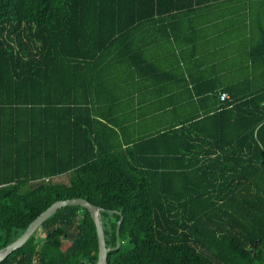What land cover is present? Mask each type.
I'll list each match as a JSON object with an SVG mask.
<instances>
[{"label": "trees", "instance_id": "16d2710c", "mask_svg": "<svg viewBox=\"0 0 264 264\" xmlns=\"http://www.w3.org/2000/svg\"><path fill=\"white\" fill-rule=\"evenodd\" d=\"M212 1L0 0V249L83 197L107 264H264V85L206 106L158 92L191 31L168 18ZM98 254L91 212L70 204L0 264Z\"/></svg>", "mask_w": 264, "mask_h": 264}, {"label": "crops", "instance_id": "0c3cea01", "mask_svg": "<svg viewBox=\"0 0 264 264\" xmlns=\"http://www.w3.org/2000/svg\"><path fill=\"white\" fill-rule=\"evenodd\" d=\"M172 16L167 21L191 31L177 30L180 38L189 42L178 47L179 51L173 53L175 49H166V54L174 56L167 55L165 59L170 73L166 74L163 85H159L158 92L162 91L161 86L176 91L161 97V101L189 103L204 98L206 106L205 102L212 105L213 98L208 99L212 89L227 87L231 89L227 91L230 95V92L238 94L247 86L264 85L263 55L250 50L262 41L259 32L264 26V0L212 1L192 9L189 14L177 11Z\"/></svg>", "mask_w": 264, "mask_h": 264}, {"label": "water", "instance_id": "95a60500", "mask_svg": "<svg viewBox=\"0 0 264 264\" xmlns=\"http://www.w3.org/2000/svg\"><path fill=\"white\" fill-rule=\"evenodd\" d=\"M78 204L89 209L92 214V217L95 221L98 242H99V254L97 264H107L108 261V252L111 249L106 244L105 233L103 229V221L101 215V207L90 202L88 199L83 197H73L62 200H57L53 202L47 209L41 212L27 227L25 232L17 238L15 241L0 249V262L4 260L10 253H12L17 248L21 247L30 236L39 228V226L53 213H55L59 208L70 205Z\"/></svg>", "mask_w": 264, "mask_h": 264}, {"label": "built area", "instance_id": "2783aa9c", "mask_svg": "<svg viewBox=\"0 0 264 264\" xmlns=\"http://www.w3.org/2000/svg\"><path fill=\"white\" fill-rule=\"evenodd\" d=\"M220 98H221L222 101H224V100L229 98V94L226 91H222L220 93Z\"/></svg>", "mask_w": 264, "mask_h": 264}, {"label": "rangeland", "instance_id": "374dc122", "mask_svg": "<svg viewBox=\"0 0 264 264\" xmlns=\"http://www.w3.org/2000/svg\"><path fill=\"white\" fill-rule=\"evenodd\" d=\"M57 181H67V176H61L56 178Z\"/></svg>", "mask_w": 264, "mask_h": 264}]
</instances>
